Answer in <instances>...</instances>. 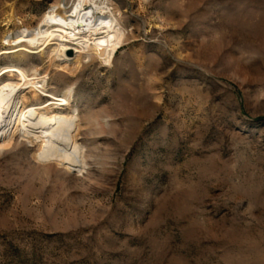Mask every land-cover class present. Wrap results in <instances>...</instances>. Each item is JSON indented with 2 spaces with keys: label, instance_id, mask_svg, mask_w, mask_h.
Returning a JSON list of instances; mask_svg holds the SVG:
<instances>
[{
  "label": "rangeland",
  "instance_id": "rangeland-1",
  "mask_svg": "<svg viewBox=\"0 0 264 264\" xmlns=\"http://www.w3.org/2000/svg\"><path fill=\"white\" fill-rule=\"evenodd\" d=\"M72 1L0 0V68L43 81L27 105L78 114L85 159L5 144L0 264H264V0H105L125 33L107 67L1 55Z\"/></svg>",
  "mask_w": 264,
  "mask_h": 264
},
{
  "label": "bare ground",
  "instance_id": "bare-ground-1",
  "mask_svg": "<svg viewBox=\"0 0 264 264\" xmlns=\"http://www.w3.org/2000/svg\"><path fill=\"white\" fill-rule=\"evenodd\" d=\"M110 13L105 0H73L69 8L50 10L34 31L7 36V47L1 55L46 52L55 66L66 69L92 54L107 67L125 37L118 19ZM42 82L18 64L0 68V151L6 143L32 138L40 143L36 156L39 163L82 172L83 146L75 138L78 114H49L48 105H27L28 98H38L39 90L47 92ZM73 92L74 87H67L63 95L71 96ZM64 97L57 99V109L67 105Z\"/></svg>",
  "mask_w": 264,
  "mask_h": 264
}]
</instances>
